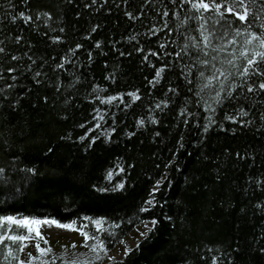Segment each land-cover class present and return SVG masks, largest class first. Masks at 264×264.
<instances>
[{"label":"trees","instance_id":"obj_1","mask_svg":"<svg viewBox=\"0 0 264 264\" xmlns=\"http://www.w3.org/2000/svg\"><path fill=\"white\" fill-rule=\"evenodd\" d=\"M193 2L0 0V216L95 250L41 264H264V0Z\"/></svg>","mask_w":264,"mask_h":264},{"label":"rangeland","instance_id":"obj_2","mask_svg":"<svg viewBox=\"0 0 264 264\" xmlns=\"http://www.w3.org/2000/svg\"><path fill=\"white\" fill-rule=\"evenodd\" d=\"M248 44L249 43H247V45ZM3 225H5L7 233L11 234L9 226L6 223ZM71 225L72 227L66 228L45 224L42 225L40 229L42 233L41 237H36L35 233H33L30 239L19 241V264L20 261H24L25 264H41L49 256H59L70 261L83 260L88 256H94L95 250L86 245L85 236L82 234L83 232L74 224L71 223ZM96 225L99 226V222H97ZM150 225L151 222H145L137 226L129 236L124 238L119 245L107 255V258H120L125 253L124 250L126 248L129 249L136 244V242L143 236L141 234L145 233ZM37 243L42 248L50 249V251L44 253L39 252L36 248ZM22 244L26 245L23 250H21ZM29 253L32 254L31 258Z\"/></svg>","mask_w":264,"mask_h":264},{"label":"snow or ice","instance_id":"obj_3","mask_svg":"<svg viewBox=\"0 0 264 264\" xmlns=\"http://www.w3.org/2000/svg\"><path fill=\"white\" fill-rule=\"evenodd\" d=\"M198 6H202L203 8L207 9L210 7V5L208 3H205V0H198V2H193V7H198ZM216 9L220 8L219 4H215L214 5ZM229 12H235V15L239 17L240 20H244L246 18L247 15V10H245V12L242 14L239 11H236L233 7H229L226 9ZM21 16H23V13L20 14ZM257 34L256 33H252V36L255 37ZM56 39H59V37H56ZM204 40L206 42V44H211V41L209 40L208 36L204 37ZM259 43L264 46V37H262L259 40ZM77 47H80V45H77ZM247 51V50H245ZM260 58L261 60H264V52H260L257 53L256 55H254L251 59L247 60V64L245 66V72H247L248 65H252L257 58ZM201 63L203 64H207L208 61L207 60H202ZM230 63V62H229ZM157 72L159 73V70H157ZM221 75H225V73L223 71L220 72ZM201 76H204V73H200ZM241 75H243V73H241ZM208 79L211 81L212 79H214V77H208ZM260 88L264 89V83L260 84ZM250 90H251V86H250ZM132 98L133 99H138V97L136 96L135 93H132ZM218 96V94H217ZM109 99H112V97H109ZM228 119H235V117H227ZM140 123H143V121H140ZM83 137H81L82 139ZM93 139H95V137H93ZM108 175H111V172L108 173ZM159 183V181L157 182ZM116 187H121V185H116ZM100 191H105V189L101 188ZM153 191H155V189H153ZM142 211H144V209H141ZM7 224L10 228V232L11 231H20V230H26L27 235H19V234H9V233H5L3 235H0V240H4L5 235L8 236L9 239L13 240V241H24L26 239H30L32 237V234L35 233L36 237H41L42 233H41V226L45 225V224H51V225H55L57 227H72L71 224H64L62 223L60 220H57L55 218H49V217H16V216H0V224ZM16 226L15 229H12L11 226ZM85 236V239H89L92 237L88 236L87 232H83L82 233ZM147 233H142L141 235H146ZM26 247V245L22 244L21 245V250H23V248ZM93 247L95 248L96 245H93ZM100 247H104V243L103 241L100 242ZM36 248L39 252L44 253L47 251H50V249H45L42 248L38 243L36 244ZM125 255H127V253L129 251H131V249L126 248L125 250ZM30 258L32 257V254L29 253ZM20 264H25L24 261H20Z\"/></svg>","mask_w":264,"mask_h":264}]
</instances>
